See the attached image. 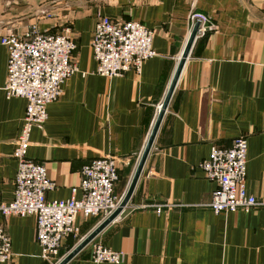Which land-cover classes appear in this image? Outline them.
<instances>
[{"label": "crops", "instance_id": "obj_1", "mask_svg": "<svg viewBox=\"0 0 264 264\" xmlns=\"http://www.w3.org/2000/svg\"><path fill=\"white\" fill-rule=\"evenodd\" d=\"M192 14L207 17L213 29L195 39L132 199L122 218L68 264H95V243L123 253L121 264H264V207L215 214L207 204L217 185L200 168L213 146L246 137L247 189L264 199V0H0V37H22L33 25L52 34L69 28L78 46V72L49 105L44 129L30 137L29 158L55 184L49 201L81 200L82 167L108 156L119 160L115 194L123 198L191 35ZM99 16L154 32L157 55L141 74H96L91 40ZM7 64L0 43V203L6 204L14 199L13 155L27 107L24 99L6 97ZM158 205L175 207L159 214L152 207ZM0 223L12 242L5 264H51L41 256L35 217L0 216ZM100 223L78 217L80 236ZM71 245L64 242L61 260L77 240Z\"/></svg>", "mask_w": 264, "mask_h": 264}, {"label": "built area", "instance_id": "obj_2", "mask_svg": "<svg viewBox=\"0 0 264 264\" xmlns=\"http://www.w3.org/2000/svg\"><path fill=\"white\" fill-rule=\"evenodd\" d=\"M51 16L47 15L48 18ZM190 20L192 27L200 23L198 35L213 29L209 19L201 14H192ZM71 32L67 28L61 34L42 33L33 25L22 37L15 34L0 37L1 45L8 51L6 97L21 98L27 103L13 155L18 165L14 199L8 204L0 203V216L4 219L35 217L36 241L41 256L51 264L61 261L59 256L66 240H77L78 244L83 241L78 217L103 222L118 209L122 200L115 194L119 180V160L115 157L97 159L82 167L81 200L49 201L47 194L55 184L48 177L46 168L28 155L32 131L44 129L49 105L61 97L65 82L78 72L73 60L78 46ZM154 36L153 31L140 23L99 16L91 40L96 74L108 79L122 78L130 71L141 74L144 64L157 55L153 47ZM247 154L248 141L242 136L229 147L213 146L209 158L200 165L205 177L217 185L207 204L215 214L250 212L256 207H264V199L255 198L247 189ZM73 192L76 193V189ZM152 207L160 214L164 208L175 206ZM125 210L115 221L122 218ZM11 258L12 242L6 226L0 223V264L8 263ZM91 258L95 264H121L124 254L95 243Z\"/></svg>", "mask_w": 264, "mask_h": 264}, {"label": "water", "instance_id": "obj_3", "mask_svg": "<svg viewBox=\"0 0 264 264\" xmlns=\"http://www.w3.org/2000/svg\"><path fill=\"white\" fill-rule=\"evenodd\" d=\"M199 29H200V23L197 22L192 29L191 35H190L189 40L187 42V45L184 49V52L181 56L180 62L178 64V67H177V70H176L175 75L173 77V80L171 82V85L168 89L165 100L160 107V110L158 112V115L156 117L154 125L151 129L150 135L148 137V141L146 143L145 149H144L142 156L140 158V161L138 163L134 177L131 181V184H130L126 194L123 196L118 209L113 214H111L107 219H105L103 222H101L85 239H83V241H81L58 264L70 263L82 250H84L89 244H91L108 226H110L112 223H114V221L120 216V214H122V212L129 205V203L132 199V196L134 194L135 188H136L138 181L140 179V176L142 174V171H143L145 164L147 162V159H148L150 152L153 148L156 136H157L158 131L160 129L164 115L167 111V108H168V105H169L170 100L172 98L173 92L176 88L177 82L180 78V75H181L182 70L184 68V65L186 63V60L188 59V57L190 55V52H191V49L194 45L195 39L199 33Z\"/></svg>", "mask_w": 264, "mask_h": 264}, {"label": "trees", "instance_id": "obj_4", "mask_svg": "<svg viewBox=\"0 0 264 264\" xmlns=\"http://www.w3.org/2000/svg\"><path fill=\"white\" fill-rule=\"evenodd\" d=\"M70 241H71V248H72V246H73V244H74V240L73 239H70Z\"/></svg>", "mask_w": 264, "mask_h": 264}]
</instances>
